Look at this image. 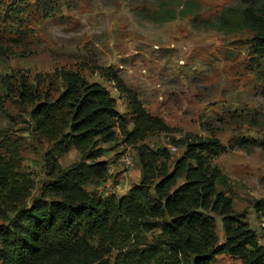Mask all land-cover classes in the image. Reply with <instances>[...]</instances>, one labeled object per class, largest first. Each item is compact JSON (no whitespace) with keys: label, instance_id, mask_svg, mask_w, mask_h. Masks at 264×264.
I'll list each match as a JSON object with an SVG mask.
<instances>
[{"label":"rangeland","instance_id":"obj_1","mask_svg":"<svg viewBox=\"0 0 264 264\" xmlns=\"http://www.w3.org/2000/svg\"><path fill=\"white\" fill-rule=\"evenodd\" d=\"M250 10L260 15L264 0H0V199L11 187L22 193L11 207L0 200V229L11 226L15 209L56 199L46 189L54 180L48 154L61 170L83 165L84 187L103 204L117 205L140 185L137 146L127 144L119 129L113 141L95 140L92 150L103 156L90 160L75 148L69 130L56 138L37 130L31 118L37 103H54L62 95V73L71 71L106 88L132 130L128 96L101 74L113 69L148 113L174 129L138 145L176 148L170 171L185 151L172 139H219L223 152L213 164L225 180L217 191L232 199L234 212L246 216L264 247V220L255 210L256 203L264 205V151L258 147L264 139V59L254 58L257 31L247 21ZM22 84L40 95L36 104L19 99ZM103 160L108 173L97 177L94 165ZM212 216L214 245H221L222 217ZM114 225L113 235L90 238L111 264H145L152 255V264H194L191 254L171 252L161 220L121 217ZM211 264L245 261L223 254Z\"/></svg>","mask_w":264,"mask_h":264},{"label":"trees","instance_id":"obj_2","mask_svg":"<svg viewBox=\"0 0 264 264\" xmlns=\"http://www.w3.org/2000/svg\"><path fill=\"white\" fill-rule=\"evenodd\" d=\"M246 17L257 31L254 58L264 59V11L256 16L250 10ZM101 74L128 96L132 130H128L127 118L116 110L109 91L97 83H87L75 72L62 73L66 88L54 103H37L40 95L26 84L21 86L19 99L31 105L37 103L31 112L37 130L56 138L64 137L69 130L75 148L90 160L103 156V151L92 150L95 140L113 141L115 130L119 129L127 144L137 146L142 172L140 185L132 188L129 196L117 205L103 204L84 187L83 165L61 170L56 157L48 154L46 166L54 180L46 189L56 199L37 200L28 210L15 209L11 226L0 229L3 264H111L102 245L95 247L90 238L113 235L116 225L112 224L121 217L161 220L171 239V252L191 254L194 264H211L223 254L240 258L245 264H264V247L258 245L246 216L236 214L232 199L217 191V184L225 180L219 167L213 164L223 152L219 139L214 135L203 139L193 134L172 139L173 145L185 146V151L170 171L169 148L152 150L138 145L154 133H172L174 129L148 113L115 70L106 69ZM258 147L264 151V139ZM108 164L106 160L96 163L95 176H105ZM156 173L160 176L157 181ZM21 197L22 193L11 187L0 200L11 207ZM255 210L264 220V205L256 203ZM212 214L222 217L226 239L221 245H214ZM153 257L147 256L145 264H152ZM157 264L166 263L157 261Z\"/></svg>","mask_w":264,"mask_h":264},{"label":"built area","instance_id":"obj_3","mask_svg":"<svg viewBox=\"0 0 264 264\" xmlns=\"http://www.w3.org/2000/svg\"><path fill=\"white\" fill-rule=\"evenodd\" d=\"M169 149H170V151L172 153H174V152L177 151V149L174 148V147H169ZM122 161H124L126 163V165H127L128 168H131L132 167V161L129 158H122Z\"/></svg>","mask_w":264,"mask_h":264}]
</instances>
